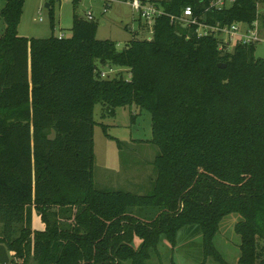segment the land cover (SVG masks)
<instances>
[{"label":"trees","instance_id":"1","mask_svg":"<svg viewBox=\"0 0 264 264\" xmlns=\"http://www.w3.org/2000/svg\"><path fill=\"white\" fill-rule=\"evenodd\" d=\"M209 1L153 2L178 16L188 6L200 14ZM0 3V244L15 253L9 264H25L28 253L38 264H147L162 240L173 250L194 227L204 257L228 264L213 241L230 214L241 217L237 264H264V60L256 45L223 53L214 37L197 38L166 16L122 51L76 14L69 37L26 38L17 34L24 0ZM259 3L236 0L205 22L251 25ZM107 66L127 68L129 78H102ZM97 104L110 115L132 105L150 113L146 142L158 153L147 194L95 187ZM32 208L43 231L31 229Z\"/></svg>","mask_w":264,"mask_h":264},{"label":"rangeland","instance_id":"2","mask_svg":"<svg viewBox=\"0 0 264 264\" xmlns=\"http://www.w3.org/2000/svg\"><path fill=\"white\" fill-rule=\"evenodd\" d=\"M160 1V0H146ZM49 0H24V6L17 34L21 37L46 39L52 34L69 37L74 14L85 18L91 12L97 23L96 39L110 40L116 49L122 51L134 33L147 30V26L133 12L129 0H53L54 28L51 29L49 10L45 8ZM2 7V5H1ZM257 21L261 42L255 47L254 56L264 60V4L257 6ZM5 23L0 16V35ZM144 36V33H142ZM105 78L123 76L129 78L125 67H99ZM93 119V181L95 187L105 191H129L140 195L147 194L155 180L153 160L158 153L155 146L147 143L151 139V117L146 110L134 105L118 108L113 115L97 104ZM121 142V149L115 140ZM139 188H142L139 190ZM241 220L238 214H230L220 221L214 237V246L228 264H237L240 237L235 233V225ZM34 224L36 219H33ZM138 246V244L136 243ZM11 259L15 253L8 250ZM22 260V259H21ZM25 264H38L31 255L26 254ZM219 264L212 257L205 258L202 250V234L197 228L185 229L178 234L177 244L172 250L166 241H161L156 251H152L147 264Z\"/></svg>","mask_w":264,"mask_h":264},{"label":"built area","instance_id":"3","mask_svg":"<svg viewBox=\"0 0 264 264\" xmlns=\"http://www.w3.org/2000/svg\"><path fill=\"white\" fill-rule=\"evenodd\" d=\"M105 1L112 2L113 0ZM235 2L236 0H210L202 13L197 14L188 6L178 16L167 15L164 9L153 1L129 0V5L132 11L137 13L144 25L153 26L158 18L166 16L171 23H178L184 29L193 30V34L197 38L214 37L218 42V49L220 51L223 53H231L238 44L248 46L257 45L261 42L257 20L251 25L242 23L220 25L219 23L213 24L205 22L209 12L229 9ZM85 18L89 21L94 19L91 12H87ZM62 37L61 35L59 36V38ZM147 39L150 40L149 38ZM101 77L105 78V75L101 73Z\"/></svg>","mask_w":264,"mask_h":264},{"label":"crops","instance_id":"4","mask_svg":"<svg viewBox=\"0 0 264 264\" xmlns=\"http://www.w3.org/2000/svg\"><path fill=\"white\" fill-rule=\"evenodd\" d=\"M141 189L142 188H139V190H141ZM33 219H36V223L35 224H34ZM31 229H32V231H43L45 229V225H44V223L41 220L40 214L38 213V211L35 208L31 209ZM239 255H240V253H239ZM238 258H239V256H238Z\"/></svg>","mask_w":264,"mask_h":264},{"label":"water","instance_id":"5","mask_svg":"<svg viewBox=\"0 0 264 264\" xmlns=\"http://www.w3.org/2000/svg\"><path fill=\"white\" fill-rule=\"evenodd\" d=\"M45 8L48 9L49 4H45ZM217 67L220 69H224L226 65L218 64ZM9 263H10V257L8 251L4 245L0 244V264H9Z\"/></svg>","mask_w":264,"mask_h":264}]
</instances>
